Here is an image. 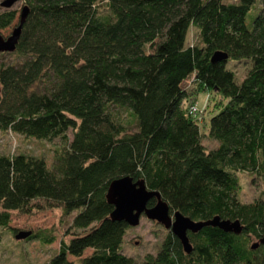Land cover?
I'll return each mask as SVG.
<instances>
[{"label":"trees","instance_id":"obj_1","mask_svg":"<svg viewBox=\"0 0 264 264\" xmlns=\"http://www.w3.org/2000/svg\"><path fill=\"white\" fill-rule=\"evenodd\" d=\"M24 5L14 50L0 52V131L61 145L50 161L0 152V229L33 206L58 207L70 229L42 264H264V245L251 248L264 235V0L0 1V30ZM215 51L226 59L212 61ZM229 59L247 62L240 80ZM201 91L216 109L205 133L188 112ZM238 172L262 185L251 201L238 197ZM123 176L142 179L170 214L242 229L187 231L189 252L166 229L155 253L126 255L130 226L105 196Z\"/></svg>","mask_w":264,"mask_h":264},{"label":"rangeland","instance_id":"obj_2","mask_svg":"<svg viewBox=\"0 0 264 264\" xmlns=\"http://www.w3.org/2000/svg\"><path fill=\"white\" fill-rule=\"evenodd\" d=\"M2 1V0H0ZM22 0L14 2L11 8L19 10ZM13 25L6 29L0 30L4 36L9 35ZM196 30L190 27L187 33V43L197 41ZM6 57H2L4 59ZM8 60V59H6ZM227 67L231 68L237 80H240L246 73L248 64L244 61H236L229 59ZM190 80H187L188 83ZM198 110L195 115L199 127L203 133L207 131L208 119L216 112L213 101L207 96V93L201 91L197 94L195 105ZM70 136V133H69ZM202 142L207 147L216 145V140L208 138L206 134L202 136ZM60 139L52 141L37 140L31 137H24L11 131H0V152H12L17 149H24L29 152L42 155L47 160H51L53 149L60 146ZM239 189L238 197L242 201H251L262 189V185L258 180H254L252 176L245 172H238ZM42 202H39L38 205ZM32 212H21L13 214L10 220V226L13 230L29 231L36 235L29 239H16L12 229H0V264H42L53 255L58 249V241L61 237H67L66 233L70 229L71 216L63 215L58 207L38 206ZM166 228L156 221L147 219L141 215L139 222L135 226H130L123 239L122 250L126 255L141 259L146 253H155L158 245L165 234ZM29 233V234H30ZM52 235V242H45L42 236ZM257 240L251 241V243ZM89 250L85 251V254ZM73 259L72 256H68Z\"/></svg>","mask_w":264,"mask_h":264},{"label":"water","instance_id":"obj_3","mask_svg":"<svg viewBox=\"0 0 264 264\" xmlns=\"http://www.w3.org/2000/svg\"><path fill=\"white\" fill-rule=\"evenodd\" d=\"M16 0H2L3 6H10ZM28 8L22 6L20 11L19 23L14 26L7 36L0 34V52L13 51L17 43L22 23L25 20ZM226 59V54L215 51L211 60L217 61ZM106 200L113 206L110 217L116 220H122L129 226H135L139 222L141 215L147 219L153 220L169 229L180 241L184 251H190V243L187 237V231L196 232L203 226H215L223 231L240 233L242 225L238 219L220 218L218 215L205 220H193L179 211L169 213L168 205L160 199L158 192L148 190L142 179L133 180L129 176H123L112 180L107 188ZM154 197L153 205L148 206L147 202ZM29 231H18L14 237L16 239L24 238L29 235ZM259 243L264 245V235L258 241L251 244L255 248Z\"/></svg>","mask_w":264,"mask_h":264},{"label":"built area","instance_id":"obj_4","mask_svg":"<svg viewBox=\"0 0 264 264\" xmlns=\"http://www.w3.org/2000/svg\"><path fill=\"white\" fill-rule=\"evenodd\" d=\"M196 111H197V108L193 105V106H191L190 108H189V113L190 114H192V115H195V113H196Z\"/></svg>","mask_w":264,"mask_h":264},{"label":"bare ground","instance_id":"obj_5","mask_svg":"<svg viewBox=\"0 0 264 264\" xmlns=\"http://www.w3.org/2000/svg\"><path fill=\"white\" fill-rule=\"evenodd\" d=\"M198 110V109H197Z\"/></svg>","mask_w":264,"mask_h":264},{"label":"flooded vegetation","instance_id":"obj_6","mask_svg":"<svg viewBox=\"0 0 264 264\" xmlns=\"http://www.w3.org/2000/svg\"><path fill=\"white\" fill-rule=\"evenodd\" d=\"M167 229V228H166Z\"/></svg>","mask_w":264,"mask_h":264}]
</instances>
